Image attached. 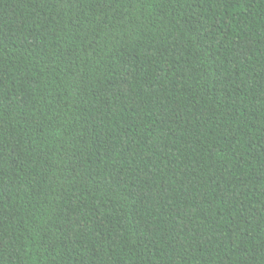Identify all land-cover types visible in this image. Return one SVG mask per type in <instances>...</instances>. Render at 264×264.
<instances>
[{"label": "trees", "instance_id": "1", "mask_svg": "<svg viewBox=\"0 0 264 264\" xmlns=\"http://www.w3.org/2000/svg\"><path fill=\"white\" fill-rule=\"evenodd\" d=\"M0 264H264V0H0Z\"/></svg>", "mask_w": 264, "mask_h": 264}]
</instances>
